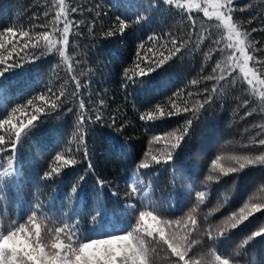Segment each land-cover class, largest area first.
Returning <instances> with one entry per match:
<instances>
[{"label": "snow or ice", "instance_id": "obj_1", "mask_svg": "<svg viewBox=\"0 0 264 264\" xmlns=\"http://www.w3.org/2000/svg\"><path fill=\"white\" fill-rule=\"evenodd\" d=\"M48 2L49 8L43 15L49 17L51 13V16L46 21L40 24L17 21L0 29V113H3L0 117V161H6L0 163V264H156L160 252L165 254L164 259L169 264H264V258L250 249L256 238H264V224L244 236L234 249L222 244L250 218L264 213V181L245 196L239 206L229 211L219 224L209 223L203 229V235L209 241L216 242L215 245L205 254L198 255L195 251L201 243L197 238L201 232L198 217L202 206H207L209 202L211 185L223 182L226 187L217 204L205 214V220L222 208L231 206L228 193L241 181V174L247 169L264 167V152L217 155L211 160L210 173L201 182L202 187L194 193V205L183 215L174 218L164 215L160 205L151 198L155 191L154 184L152 181L145 182L140 171L160 166L163 172L172 173L171 182L174 185L177 170L174 162L179 159V150L191 140L193 126H198L201 115L226 94V88L240 87L241 92L246 93V98L242 100L236 97L240 100L238 108L248 109L249 105L258 101L260 112L264 113V45L257 47L259 42L251 39V34L258 29L253 27L249 30L245 26L251 24L252 19L242 21L234 16L235 12L246 10L238 8L236 0H147L143 11L137 7L131 19L117 15L112 26L102 33L106 38L117 34L123 36L127 29L149 22L150 10L160 5L175 10L178 16L190 21L191 27L186 35L165 32L161 36L153 32L147 37V43L151 46H147L144 40L139 42L133 67L123 72L125 87L128 83L143 84V77L179 58L190 47L199 50L205 41H210L209 51L204 53L205 61H212L216 54L220 56L210 73L190 81L191 85L212 81L211 88L205 86L198 92L188 91L187 95L184 89H178L167 97L166 104L158 103L141 112L139 119L146 123L172 117L185 118L175 128L152 135L145 157L135 165L134 173L127 178L130 186L125 195L132 199L123 204L122 212L118 209L122 222L115 221V214L106 204L94 206L88 217L90 230L85 235L77 219L78 212L64 215L61 219L53 214V206L39 199L35 203L25 202L23 207L11 202L13 197L10 190L21 189L24 179L25 169L20 163V151L30 133L40 124L58 114L70 99L79 101L75 131L72 140L67 141L69 147L52 157L47 170L40 177L41 181H52L59 178L65 169L81 162L78 154L82 153V159L89 161L87 137L94 130V125L102 123L104 119L101 111L103 100L99 101V107L91 99L88 105L92 107L86 105L81 89H86L88 82L81 83L68 51L70 37L83 35L80 28L85 23L82 19L72 18V14L95 11L96 17H100V6L97 4L95 9H85L78 0L75 4L67 0ZM196 13H203L208 21L214 22L215 28L222 32L219 39L203 27V22L197 28ZM94 27L95 20L87 26L90 35H94ZM37 28L41 30L36 31ZM259 30L264 31V28ZM47 55L59 58V64L52 71L57 73L62 65L74 85L73 90H67V80L55 89L46 84L40 93L8 107L6 101L12 99L9 81L13 76L25 77L29 71L26 65L35 64ZM206 66L201 67V72ZM9 73L11 76L6 75ZM245 84L247 88L241 87ZM19 94L16 93L17 97ZM67 111L71 112L72 108ZM255 111L256 108L252 107L244 115L251 116ZM111 119L115 125V116ZM253 127H258L259 131L249 138L247 147L264 146V123ZM257 136L260 138L257 139ZM73 141L74 149L71 147ZM152 145L160 147L153 152ZM92 169L89 162L84 170L85 175ZM182 171L192 175L187 166ZM85 175H81L79 181L73 184L69 199L76 198L77 192L83 191L81 185ZM152 175L159 177L161 172L154 171ZM226 177L231 179L225 180ZM97 185L102 188L104 181L97 178ZM215 191L219 192V187ZM170 207L182 211L183 202ZM49 224L54 226L49 227Z\"/></svg>", "mask_w": 264, "mask_h": 264}, {"label": "trees", "instance_id": "obj_2", "mask_svg": "<svg viewBox=\"0 0 264 264\" xmlns=\"http://www.w3.org/2000/svg\"><path fill=\"white\" fill-rule=\"evenodd\" d=\"M67 2L75 4L77 0H67ZM78 2L85 9L89 7L95 9L97 4L100 6L98 9L101 12L100 17H96L95 11L72 14V18L82 19L85 23L80 28L83 35L70 37L68 51L73 57V67L81 83L88 82L87 88L81 89L86 105L89 99L97 107L100 100L104 101V106L101 108L103 122L94 125V130L87 137L90 149L89 161H84L80 153L78 156L81 162L76 166L65 169L57 179L41 181L40 177L47 170L52 157L58 151L68 148L67 141L72 140L79 101L70 99L58 114L40 124L24 142L19 157L25 169L22 188L18 191L10 190V195L13 197L11 202L21 207L25 202L35 203L39 199L53 206V214L60 216L61 219L64 215L78 212L77 219L80 220L82 234L86 235L90 230L88 217L94 206L106 204L115 214V221L122 222L118 209L122 212L123 204L132 199L131 196L125 195L129 192L130 186L127 178L134 173L135 165L145 157L152 135L175 128L177 123L185 118L172 117L155 123H146L139 119L141 112L158 103L166 104L167 97L178 89H184L187 95L188 91L198 92L205 86L211 88L214 83L212 81L202 82L199 85H191L190 81L210 73L220 56L216 54L212 61H205L204 53L209 51L210 45V41H205L199 50L190 47L179 58H174L163 68L143 77V84L128 83L125 87L123 72L133 67L139 42L144 40L147 46H151L147 43V37L153 32L161 36L165 32L178 36L186 35L191 27L190 21L178 16L175 10L160 5L155 10H150L149 22L127 29L123 36L117 34L106 38L102 33L112 26L117 15L131 19L137 7L140 11L144 10L147 0H78ZM236 5L246 10L237 11L234 16L242 21L252 19V23L245 26L249 30L253 27L257 28L258 31L251 34V39L259 42L257 47L264 45V31L259 30L264 28V0H236ZM48 8V0H0V29L17 21L22 24H40L50 18L51 13L49 17L43 15ZM194 15L198 29L203 22V27L214 33L215 38L221 37L222 32L215 28L213 21H208L203 13ZM33 17L39 19H32ZM93 20H95L94 35H90L87 26ZM40 30L36 29V31ZM58 64L57 56L47 55L35 64L26 65L29 71L25 77L13 76L9 81L12 99L6 101L8 107L23 103L30 96L40 93L46 84H50L55 89L67 80V90L72 91L74 85L62 65L57 73H53V67ZM205 64L207 66L201 72V67ZM6 75L11 76L10 73ZM25 81L29 83L26 84ZM241 87L247 88V85ZM17 92L20 93L18 97ZM238 96L241 100L246 98V93H242L240 87L226 88V94L201 115L198 126H193L191 140L179 150V159L174 162L177 169L174 185L171 182L172 173L163 172L160 166L140 170L145 182H153L155 191L151 198L160 205L164 215L170 218L181 216L194 205V193L202 187L201 182L210 173L211 160L217 155L264 152V146L247 147L250 143L249 138L256 136L259 131V128L253 125L264 123V113L260 112L259 102L254 101L248 109L238 108L237 105L240 103V100L236 99ZM252 107H255L256 111L251 116H245L244 113ZM68 108H72V111L68 112ZM2 116L3 113H0V117ZM112 116H115V125L112 124ZM71 147L75 148V141ZM151 147L154 152L160 145ZM89 162L93 169L85 175L84 170ZM185 166L188 167L191 176L182 171ZM154 171L161 172V175L154 177L152 175ZM81 175H85L81 185L83 191H78L76 198L69 199L70 189L79 181ZM97 178L104 181L102 188L97 185ZM229 179L231 178H225V180ZM261 181H264V167L247 169L241 174V181L232 192L228 193L231 206L222 208L220 212L205 220V214L217 204L226 187L223 182L220 185L215 183L211 185L209 202L207 206H202L198 217L201 229L197 237L201 243L195 249L198 255L207 253L216 243L209 241L203 235V229H206L209 223L219 224L224 216L239 206L245 196L252 193ZM217 187L220 189L219 192L215 191ZM113 192L116 193L115 196L112 195ZM255 194L260 195V193ZM181 202H183L182 211H175L170 207L172 204L179 206ZM262 224H264V213H258L245 225L234 230L230 239L222 242L223 246L234 249L244 236L249 235ZM53 226L49 224V227ZM250 249L264 258V238H256ZM164 255L163 252L158 254L156 264H169L164 259Z\"/></svg>", "mask_w": 264, "mask_h": 264}]
</instances>
